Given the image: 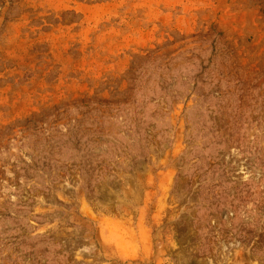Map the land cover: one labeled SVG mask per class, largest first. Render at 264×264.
Instances as JSON below:
<instances>
[{"label": "rangeland", "instance_id": "374dc122", "mask_svg": "<svg viewBox=\"0 0 264 264\" xmlns=\"http://www.w3.org/2000/svg\"><path fill=\"white\" fill-rule=\"evenodd\" d=\"M0 264H264V0H0Z\"/></svg>", "mask_w": 264, "mask_h": 264}]
</instances>
